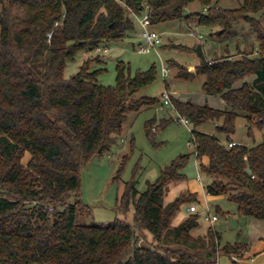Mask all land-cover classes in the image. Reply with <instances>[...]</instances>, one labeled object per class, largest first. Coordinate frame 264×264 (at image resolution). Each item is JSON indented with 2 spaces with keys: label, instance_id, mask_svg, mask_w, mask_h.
Segmentation results:
<instances>
[{
  "label": "trees",
  "instance_id": "trees-1",
  "mask_svg": "<svg viewBox=\"0 0 264 264\" xmlns=\"http://www.w3.org/2000/svg\"><path fill=\"white\" fill-rule=\"evenodd\" d=\"M194 1L0 0V264H217L221 255L237 264L243 257L248 244L221 245L213 227L194 237L199 213L171 226L180 205L195 201L184 192L163 203L169 186L185 180L190 154L165 166L142 192L126 183L112 224L77 222L86 208L79 199L81 168L110 149L129 113L160 103L155 97L135 99L156 79L154 65L130 76L118 61L115 85L104 86L98 83L103 69L92 68L101 62L95 57L64 77L67 62L78 53L133 31L128 12L147 13L151 25L194 16L196 26L234 40L235 53L213 59L199 45L194 51L199 63L175 75L186 81L204 76L203 91L220 96L223 109L171 101L193 126L194 153L208 158L207 165L199 164L208 180L205 192L226 197L239 216L264 221V133L253 145L231 137L238 117L244 118L248 137L254 128L264 131V0H243L232 9L198 0L202 10L186 13ZM247 42L249 50L239 47ZM207 122L218 136L196 130ZM167 123L148 120L146 135L152 139ZM229 142L236 144L228 147ZM25 152L30 160L23 165ZM131 205L132 224L122 217Z\"/></svg>",
  "mask_w": 264,
  "mask_h": 264
},
{
  "label": "rangeland",
  "instance_id": "rangeland-1",
  "mask_svg": "<svg viewBox=\"0 0 264 264\" xmlns=\"http://www.w3.org/2000/svg\"><path fill=\"white\" fill-rule=\"evenodd\" d=\"M214 1H217L220 7L230 9L237 8L243 2V0H212V2ZM201 10L200 2L195 0L187 6L186 13L193 14ZM128 15L134 22L133 31L121 40L101 43L99 48L94 51L78 53L73 61L67 62L64 77L70 78L78 72L79 67L86 59L95 57H100L101 62H93L92 68L103 69L98 75V83L104 86L115 85L118 61H123L128 66L130 76H134L138 71H146L154 65L156 79L150 85L141 88L135 94V99L141 97L160 99L165 84H167L171 94L185 99V101L197 105L207 104L222 109L225 107L224 101L219 96H207L205 94L202 89L204 76L186 81L175 78V75L181 67L190 71L194 69L193 66L199 63V58L194 52L199 45L206 57L217 58L227 54L226 52L228 54L236 52L234 40L212 35L215 30L196 26L195 17L192 16L189 20H172L152 25L151 29L161 36L160 44L147 53H141L138 52V48L144 45L140 36L141 26L132 13L128 12ZM239 30L241 33L246 32V29L238 28ZM239 47L243 50H249L248 42L240 44ZM103 49H106V52ZM163 67L168 69V74L165 77L162 75ZM169 96L171 100L174 98ZM159 104L144 109L138 114L129 113L121 135L115 139V143L111 145L110 149L100 156L92 157L81 168L79 172V199L86 208H81L77 215V222L97 225L112 224L117 216L115 213L117 199L123 193L126 183L133 182L134 188L138 192H142L145 190L147 182H154L165 166L169 165L179 155L190 154L184 169L185 180L169 186L164 195L163 203L167 204L173 201L184 192L194 194L195 201L180 205L171 220V226H176L191 214L188 207L195 204L197 213L200 215L198 218L200 227L191 232L194 237L204 235L207 227H213L220 235L221 245L245 242L248 247L257 249L261 241L259 237H262L264 233V225L260 222L264 221L239 216L236 205L229 202L226 197H208L206 192L204 193L198 178L205 183L208 180L200 173L198 161L194 156L190 132L193 128L192 124L189 123L187 126L179 121L180 116L173 108V104L165 105L162 108ZM151 119H155L156 124L164 119L169 120V123L164 127L154 131L152 139L146 135L145 131V123ZM196 130L217 135L215 125L212 122L204 123ZM263 133V130L254 128L252 130L253 138L248 137L245 120L243 117H238L235 122V132L231 137L245 144H250L253 141L259 143ZM219 137L224 140V136ZM29 160L30 154L25 152L21 159L22 164L26 165ZM199 197L201 198L199 199ZM73 202L74 198H71L69 203ZM205 204L209 205L210 213L216 214L218 217V221L212 225L203 219ZM217 208L228 214L216 212ZM133 215L134 209L131 205L129 211L122 217L132 224ZM229 218L237 221L236 228L230 226ZM145 239L150 241L151 237L147 236ZM236 259L240 260V258ZM220 261H229L233 264L232 259L225 255L219 256L218 264Z\"/></svg>",
  "mask_w": 264,
  "mask_h": 264
},
{
  "label": "built area",
  "instance_id": "built-area-1",
  "mask_svg": "<svg viewBox=\"0 0 264 264\" xmlns=\"http://www.w3.org/2000/svg\"><path fill=\"white\" fill-rule=\"evenodd\" d=\"M132 15L134 16L135 20H137L141 26L140 36H141V39L144 41V45H141L138 48V52L147 53L151 49H155L156 45L160 44L161 36L151 29L152 25L150 24V20H149L147 13L145 12L141 14L132 13ZM103 51L106 52V49H103ZM167 74H168V69L163 67L162 69L163 77H165ZM165 105H172L169 93L167 91H163L160 97V108H162ZM179 119H180L179 121L183 122L185 125L187 126L189 125V121L187 118L180 116ZM235 144H236L235 142L227 143L228 147H231ZM188 211L190 213H197V206L195 204L189 206ZM203 219L211 225L214 222L218 221L217 215L211 214L209 207H205Z\"/></svg>",
  "mask_w": 264,
  "mask_h": 264
},
{
  "label": "crops",
  "instance_id": "crops-1",
  "mask_svg": "<svg viewBox=\"0 0 264 264\" xmlns=\"http://www.w3.org/2000/svg\"><path fill=\"white\" fill-rule=\"evenodd\" d=\"M209 59H213V58H209ZM196 66V65H195ZM193 66V67H195ZM170 88L169 86H165V89L164 91H167L169 93V95H171L172 97L174 98H178L182 101H185V99H181L180 97H176L174 96L173 94H171V92L169 91ZM207 96H215V95H207ZM161 97V96H160ZM220 97V96H219ZM221 98V97H220ZM171 99V98H170ZM172 103V101H171ZM225 104V103H224ZM160 105V104H159ZM210 106V105H208ZM174 107V106H173ZM212 108H216V109H222V108H219V107H215V106H210ZM253 138V137H252ZM233 141H236V142H239L238 140H235L233 139ZM257 142L253 141L252 143L248 144V145H253V144H256ZM194 156L196 157L197 161H198V168H199V164L202 163L204 165H207L208 164V158L206 156H203L201 158H198L196 156V154L194 153ZM183 173H184V170H183ZM198 181L200 182L201 186H202V190L204 191L205 193V189H204V185H205V182H202L200 180V178H198ZM202 191V192H203ZM192 192V191H191ZM206 195H208L207 193H205ZM198 197V196H197ZM203 197V196H201ZM199 197V199L201 198ZM208 197H219V196H211V195H208ZM206 198V197H205ZM204 199V197H203ZM205 207H209L208 204H205ZM210 208V207H209ZM261 224L264 225V222H260ZM263 236L262 237H259V239L261 240L260 243H259V246L257 249L255 248H252V247H249L247 249L246 252H244V255L243 257L240 259V260H236L237 261V264H263L264 263V233L262 234ZM261 251V252H260ZM218 264V263H217ZM219 264H232V263H229V261H224V262H219Z\"/></svg>",
  "mask_w": 264,
  "mask_h": 264
},
{
  "label": "water",
  "instance_id": "water-1",
  "mask_svg": "<svg viewBox=\"0 0 264 264\" xmlns=\"http://www.w3.org/2000/svg\"><path fill=\"white\" fill-rule=\"evenodd\" d=\"M247 172H250V170L248 169ZM228 221H229L230 226L232 228H236L237 227V221L236 220L229 218Z\"/></svg>",
  "mask_w": 264,
  "mask_h": 264
}]
</instances>
